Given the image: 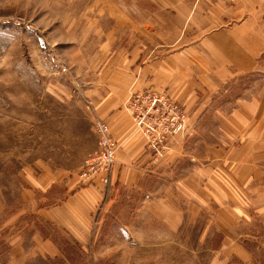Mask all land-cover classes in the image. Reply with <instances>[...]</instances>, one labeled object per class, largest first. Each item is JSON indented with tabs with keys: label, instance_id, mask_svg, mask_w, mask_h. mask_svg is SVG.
<instances>
[{
	"label": "rangeland",
	"instance_id": "1",
	"mask_svg": "<svg viewBox=\"0 0 264 264\" xmlns=\"http://www.w3.org/2000/svg\"><path fill=\"white\" fill-rule=\"evenodd\" d=\"M130 1L0 0V264H210L215 257L220 238H199L210 214L197 213L185 189L187 160L143 172L133 189L115 184L104 199L80 193L100 119L87 89L134 49L136 34L118 23L117 10ZM229 96L217 101L230 103ZM188 132L169 140L164 156ZM144 154L157 165L145 140Z\"/></svg>",
	"mask_w": 264,
	"mask_h": 264
},
{
	"label": "crops",
	"instance_id": "2",
	"mask_svg": "<svg viewBox=\"0 0 264 264\" xmlns=\"http://www.w3.org/2000/svg\"><path fill=\"white\" fill-rule=\"evenodd\" d=\"M117 11L134 49L87 89L118 142L111 183L96 179L80 193L104 199L115 184L133 189L143 172L187 160L185 189L196 212L210 214L199 238H220L210 264H264V0H131ZM239 77L249 81L234 98ZM160 87L182 104L191 135L154 166L123 102ZM225 96L232 101H217Z\"/></svg>",
	"mask_w": 264,
	"mask_h": 264
},
{
	"label": "built area",
	"instance_id": "3",
	"mask_svg": "<svg viewBox=\"0 0 264 264\" xmlns=\"http://www.w3.org/2000/svg\"><path fill=\"white\" fill-rule=\"evenodd\" d=\"M125 110L134 131L144 138L146 150L152 153L153 161L163 158L169 140L187 131L185 112L165 88H149L134 93ZM94 131L97 148L85 158L81 178L87 182L98 179L107 184L118 143L111 138L104 121L96 119Z\"/></svg>",
	"mask_w": 264,
	"mask_h": 264
}]
</instances>
